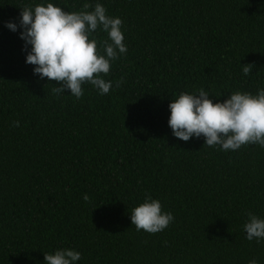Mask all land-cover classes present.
Instances as JSON below:
<instances>
[{
    "label": "trees",
    "instance_id": "1",
    "mask_svg": "<svg viewBox=\"0 0 264 264\" xmlns=\"http://www.w3.org/2000/svg\"><path fill=\"white\" fill-rule=\"evenodd\" d=\"M48 3L122 19L109 93L54 94L25 62L22 8ZM93 37L103 54L107 33ZM201 88L214 103L264 89V0H0V264L65 248L76 264H264V239L244 229L249 212L264 219V147L224 151L168 124L169 103ZM146 195L174 216L161 232L131 223Z\"/></svg>",
    "mask_w": 264,
    "mask_h": 264
},
{
    "label": "clouds",
    "instance_id": "2",
    "mask_svg": "<svg viewBox=\"0 0 264 264\" xmlns=\"http://www.w3.org/2000/svg\"><path fill=\"white\" fill-rule=\"evenodd\" d=\"M90 8L91 4H83V9ZM106 13L100 3L91 11L79 12H67L53 3L22 8L20 37L25 47L31 45L25 62L35 66L34 74H39L41 79L46 77L57 82L55 85L59 86L52 89L54 94L69 89L70 94L79 99L84 94L82 85L85 83L93 85L102 95L113 87L112 81H106L103 76L110 72L111 62L126 54L128 49L124 43L122 19ZM6 26L12 31L18 28L11 21L6 22ZM98 29L106 32L109 38L102 42L103 54L97 50V40L89 38ZM242 65L245 75L255 67L254 63ZM122 83V79L117 80L115 86L120 87ZM169 109L168 124L173 135L183 141L203 135L204 145H219L224 151H235L248 144L264 147V89L256 95L237 91L222 102L214 103L201 88L198 94L181 93L169 103ZM14 126L18 127L19 121H15ZM83 199L90 198L84 194ZM173 220V214L162 212L161 202L150 195L131 211V223L137 231L161 232ZM244 229L249 241L264 239V219L251 212ZM80 259L81 253L70 248L58 249L54 254L44 253L46 264H76ZM248 264H258V261L252 259Z\"/></svg>",
    "mask_w": 264,
    "mask_h": 264
}]
</instances>
